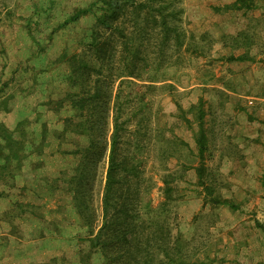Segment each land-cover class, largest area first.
<instances>
[{
    "label": "rangeland",
    "instance_id": "1",
    "mask_svg": "<svg viewBox=\"0 0 264 264\" xmlns=\"http://www.w3.org/2000/svg\"><path fill=\"white\" fill-rule=\"evenodd\" d=\"M96 1L0 0V99L12 96L17 110L25 104V112L48 117L39 132L42 145L55 144L60 152L54 171L62 181L50 186H60L71 197L80 240L88 239L90 224L97 233L106 212L111 222L128 210L132 224L166 226L169 243L181 248L188 264H246L250 251L239 252L255 240L252 225L264 234L259 227L264 225V178L247 187L241 175L245 167L239 162L246 151L234 137L233 127L239 123L234 117L253 109L251 98L239 94L236 70L228 68L234 56L218 55L220 35L192 29V0H174L173 7L183 10L176 22L184 33L182 47L174 36L166 42L161 29L148 27L146 32L142 14L134 27L121 18L140 49L134 64L130 47L113 43L109 34L107 54L96 58L86 45L97 22L92 10ZM29 29L43 48L37 58ZM73 54L92 68L88 97L95 98L83 117L64 98L81 92L68 78ZM2 101L0 111L5 109ZM116 131L121 139L117 153L134 158L135 165L128 164L127 170L134 168L131 174L118 168V201L106 207ZM72 260L68 253L51 264H78V258ZM90 264L108 261L99 253Z\"/></svg>",
    "mask_w": 264,
    "mask_h": 264
},
{
    "label": "crops",
    "instance_id": "2",
    "mask_svg": "<svg viewBox=\"0 0 264 264\" xmlns=\"http://www.w3.org/2000/svg\"><path fill=\"white\" fill-rule=\"evenodd\" d=\"M192 1L188 6L193 28L190 27L220 35L218 55L234 56L228 68L236 70L239 94L243 92L251 98L253 110L235 113L239 123L233 127L234 137L241 140L246 151L239 166L245 167L241 175L249 187L264 178V0H252L250 7L243 9L227 8L238 0ZM22 105L21 111L15 108V102L8 110L0 111V123L16 138L27 139L18 171H8L9 162L0 157V264L49 263L68 253L75 262L80 234L78 215L71 197L60 187L49 186V181L61 185L60 175L54 171L60 152L55 144L42 145L39 125L48 117L25 112ZM9 153L8 148L4 150L5 155ZM28 203L31 210L20 208ZM250 233L255 240L245 243L239 254L250 251L246 264H264V234L254 225ZM238 247L241 249L240 244Z\"/></svg>",
    "mask_w": 264,
    "mask_h": 264
},
{
    "label": "trees",
    "instance_id": "3",
    "mask_svg": "<svg viewBox=\"0 0 264 264\" xmlns=\"http://www.w3.org/2000/svg\"><path fill=\"white\" fill-rule=\"evenodd\" d=\"M174 0H98L92 6L93 11L97 16V22L94 26L92 36L90 37V42L86 43L87 48L94 57L103 59L105 54L108 52V47L110 46L111 39L107 36L112 35L113 43L123 42L125 47L129 46L130 51L133 55L131 58V63L134 64L133 60L137 57L139 50L136 47L137 39L131 34L130 36L126 33V25L128 22L121 20L122 17H127L128 21L132 24L131 26H136L139 23V17L144 14L141 19L143 21L142 27L144 25V30L151 27L153 30L161 29L164 32L166 42L170 41L171 36H174V40L177 42V46L182 47L184 42L182 37L184 33L180 31L179 24L177 20L179 15L182 14V9H176L173 7L175 3ZM158 2V4H156ZM250 2L252 0H238L234 5L227 8H248L250 7ZM172 8V11H171ZM174 8V9H173ZM85 11H82L67 19L64 24H68L70 21H75L78 19L79 15ZM147 25V26H146ZM29 29L30 36L34 42L35 51L33 57H38V53L43 51L42 46L37 41L36 37L31 33ZM234 44H238L239 40H233ZM167 44V43H166ZM69 58V63L72 66V71H70L69 82L71 87H80L81 92L68 93L64 98H70V102L75 110L80 112V117H83V111L85 108L90 106L94 101L95 96L88 97L90 95L89 87V72H91V64L84 58L80 59L77 54H73ZM64 60V61H63ZM63 64H67L65 61V56H62ZM0 93H3V87L0 86ZM89 94V95H88ZM1 94V98H2ZM91 96V95H90ZM9 98V99H8ZM8 100L3 97L4 104L3 110H8L14 101H11L12 96H8ZM0 99V100H2ZM72 121V120H71ZM23 124V123H22ZM126 125V124H124ZM20 125L19 128H21ZM0 137L3 141L0 143V157L9 162L8 171H18L21 166V161L25 157V148L27 144V139L21 138L19 136L16 138L13 133L8 130L2 123H0ZM121 144V139L116 131L112 138V152L113 155L110 159V169L108 173V183L106 186V194L104 203L105 206H111L113 201H118L114 199L116 185L119 183L117 178L118 168L123 167L126 172H131L134 168L128 169V164L132 163L135 165L134 158L121 157L119 152L117 153L118 147ZM10 150V153L5 155L4 150ZM203 146L200 148V153L202 152ZM6 157V158H5ZM14 163V167L11 168L10 164ZM127 166V167H126ZM3 173H6L3 171ZM11 174V173H10ZM114 179V181H112ZM61 181V180H60ZM52 183H59L58 181ZM49 181V186L52 184ZM62 183V181H61ZM68 184V179H67ZM70 181L68 184L69 194H72V189L70 187ZM51 187V186H50ZM60 187V186H58ZM56 188V187H52ZM117 204V203H116ZM117 207V205H115ZM127 206V204H126ZM27 207V208H26ZM32 206L28 203L20 208L23 210H31ZM26 208V209H25ZM82 213V217L85 219L84 213L80 210L81 208L76 206ZM128 208V206H127ZM122 212V211H120ZM118 212V213H120ZM129 211H124V213L117 214L113 221H107V212L104 216L105 221L102 227L95 233V230L90 226L88 239H78V264L82 261H86L90 264V259L96 254H102L104 260L108 264H188L183 256L181 248L177 245H171L169 242L171 238V233L168 232L166 226L157 225L153 223H144L136 221L132 224L129 222ZM264 230V225H259ZM80 236V235H79ZM84 238V237H83ZM80 242L82 248H80ZM163 257V258H162ZM56 258H54L49 264L54 263ZM44 264V263H42ZM46 264V263H45Z\"/></svg>",
    "mask_w": 264,
    "mask_h": 264
}]
</instances>
